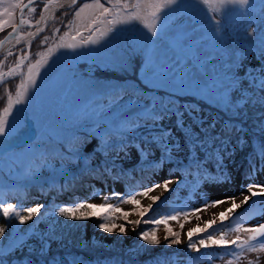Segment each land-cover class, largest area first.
<instances>
[{"label": "trees", "instance_id": "trees-1", "mask_svg": "<svg viewBox=\"0 0 264 264\" xmlns=\"http://www.w3.org/2000/svg\"><path fill=\"white\" fill-rule=\"evenodd\" d=\"M212 12L217 18H222L221 30L229 39L240 45L247 55L257 62L255 68L241 76L230 75V64L222 66L220 63L217 67L220 73L218 78L232 79V86L244 92L238 106L231 109L220 107L198 92H178L170 86H145L143 75L146 63L140 58L134 57L130 61V70L126 69L125 72L98 61L81 64L79 68H87L85 74L92 71L93 77L89 78L90 90L83 98L85 100L80 110L67 117V120L59 117V124L69 129V137L45 145L43 141L30 139L24 145L42 146V150L25 163L16 160L12 155H2L0 159V201L22 208L45 205L41 213L25 225H19L15 218L6 220L0 213V226L6 228L5 237L0 239V248L4 250V254L0 256L3 264H70L72 258L83 257L94 264H107L112 260L118 264H203L207 258H214L216 253L225 249L213 246L195 252L188 249L187 239L180 248L165 247V241L162 248L151 250L158 246H149L139 240V233L155 228L159 239V231L165 229V226L144 223L141 217L134 219L141 220V223L136 227L135 236L128 246H123V240L109 245L87 239L85 235L88 225L91 224L95 230H101L97 227L99 223L114 221L120 224L119 219L112 217L111 221H105L92 217L73 221L67 218V214L59 215L63 206H75L81 202L108 203L121 208V201L113 195V191L127 196L152 184L162 183L165 179L178 180V183L167 195L152 204L144 219L173 215L179 212V205L185 193L206 190L212 184H232L234 176L236 179L249 180L247 174L251 171L250 161H254L257 166L264 163L260 156L261 149L264 148V126L261 123L264 121V102L261 101L264 92L252 87L253 76H264V54L259 48L238 39L236 31L240 27L239 22L227 20L224 11L213 9ZM66 13L74 11L70 9ZM250 23L252 26H258L256 20H251L248 24ZM175 24L176 21L166 22L168 27ZM262 24L264 26V21ZM165 42L167 43L163 40L158 46L164 45ZM57 63L52 61V66L55 67ZM196 63L193 60V64L201 70L200 65ZM62 64L66 68L76 67V63L68 59ZM186 70L185 75L188 74V69ZM20 80L17 77L0 85V112L7 107L9 95L15 97ZM127 101L134 103L127 104ZM68 103L69 101L64 105L67 106ZM165 105L168 108H181V111L184 106H189L192 115L184 112L183 120L186 126L191 125L196 132L200 131L198 122H202L203 127L215 122L216 129L213 134L221 129L227 131L231 128L227 147L215 159L208 155L211 149L200 153L204 160L199 166L190 163L188 150L183 148V132L177 130L176 118L173 116L170 120L166 118L162 124L175 133L181 142L182 150L174 153V160L165 159L161 162L158 159V150L156 151L155 146L150 143L151 134L158 133L160 129L152 127L154 122L145 110L160 114L166 111ZM139 107H145L144 111L118 116L122 111ZM236 126L244 131L236 132ZM241 137L243 143H238ZM125 144L127 148L121 151L120 146ZM24 145L18 147L22 148ZM137 145H147L146 151L150 153L147 159L145 152L138 150ZM213 147L222 146L217 141ZM19 148L9 153H15ZM221 158L222 168L217 165V160ZM106 168L111 171H105ZM256 174L264 172L258 171ZM224 176L229 179L225 180ZM100 196H104L103 200L100 203L94 202V199ZM201 235L206 234L200 233L194 239L200 238ZM20 237H23L22 241ZM45 242L46 251L41 255L40 249L45 246ZM59 244L62 247L77 245L69 246L70 249L64 251L57 247ZM28 246L35 248L36 252H24L23 249Z\"/></svg>", "mask_w": 264, "mask_h": 264}, {"label": "snow or ice", "instance_id": "snow-or-ice-1", "mask_svg": "<svg viewBox=\"0 0 264 264\" xmlns=\"http://www.w3.org/2000/svg\"><path fill=\"white\" fill-rule=\"evenodd\" d=\"M60 0H45L44 7L39 12V19L33 20L29 19L35 18L38 14L37 6L39 0H0V32H4L7 28H11V31L7 33V39L11 43L13 40L15 44L19 46L23 42L24 35L33 37L39 35L41 32L45 31V27H41V21H45L44 12H50L51 6L53 4L59 3ZM67 2L76 6L78 0H67ZM217 3L220 5H239L238 9H234L231 14H238L242 17H247L250 11L254 10V5L257 0H91L90 3H84L81 6L75 8L74 16L79 19V24L74 26L72 22L65 25V27L71 29V32L65 31L60 33V29L57 28L53 33V36L57 37V45L59 48L67 47L75 49L77 47H86L88 45H95L99 43L101 39L105 36L104 26H111L109 31H114L121 24H128L131 21L142 20L145 21V26L149 29V35H144L141 37V45L139 50L147 55V60L149 63L155 66L156 61L153 52L156 46L163 42L167 31L165 28L157 29L156 25L160 22L161 14H165V18H169L174 14L186 15L195 18V14L205 16L207 23L202 27L212 28L213 36L220 38L221 33V20L222 18H217L215 14H208L203 9L198 7V4H211ZM261 5V18L264 21V0H259ZM175 5L176 7L172 9L171 12H165L170 6ZM19 10V19H16V11ZM151 17V22L145 19L144 13ZM255 21H253L254 23ZM35 27V33L24 32L25 28ZM248 35L253 38V40L258 44L259 49L262 54H264V30H262L259 36L256 35L255 29L252 28L251 23L248 24ZM87 33V36H85ZM99 33V35H97ZM70 36V42L64 43V38ZM50 37L45 36L41 41V46H47ZM4 41L0 40V45ZM198 41H191L186 49H183L185 55L189 58H196L195 46L198 45ZM52 48L47 47L46 53H39L38 58L33 59L28 48L17 47L16 51L9 49L3 58H0V83L5 81V78H16L21 77L19 85L17 86L15 92V101L11 94L9 95L7 107L0 112V146H3L11 136H15L22 132L24 128L23 121H17L15 113L18 111L17 106L25 105L27 103V96L30 89L37 86V81L41 79V70L47 65L48 61L51 59ZM9 57H14V61L11 65L5 63ZM201 70H203V64L200 65ZM6 69V70H5ZM163 71V70H161ZM181 72L179 76L176 77L179 83L182 78H184L185 73ZM173 73L171 70L164 71L163 75L158 80L149 81L152 87L159 88L164 82H166ZM221 84L218 77L213 76L210 83L206 85V88L216 87ZM252 87L264 92V76L252 77ZM261 101L264 102V96L261 97ZM247 102V98H245ZM127 104H133V101H127ZM166 111L157 114L149 110H145L147 115L153 120L152 127L159 128L158 133L153 132L151 134L150 143L155 146V150L159 152L158 159L163 162L165 159L168 161L174 160V153H178L182 150L181 142L175 136V133L171 129H166L162 122L167 118L170 120L173 116L176 118V128L177 130L183 132V148L188 150V156L190 158V163H194L199 166L204 157L201 158L200 153H205L206 150L211 149L208 155L215 159L220 153L227 147L229 140L228 134L231 133L232 129L228 128L221 129L218 132H213L216 129V124L213 122L207 127L202 126V122H198L197 126L200 127V131L196 132L193 130L191 125H185L183 120L184 112H187L190 116L192 115V110L189 106H184L183 111L181 108L173 107L168 108L167 105L164 106ZM264 126V121L261 122ZM139 125H136L138 127ZM119 131V130H118ZM236 132H243L244 129L236 126ZM147 140V137H145ZM219 142L222 146L221 148H215L213 145ZM238 143H243V137H241ZM138 150L145 152V159L150 154L146 151L147 145L140 147L137 145ZM127 148V145H121L120 150L123 151ZM260 156L264 159V148L261 149ZM2 159V156H0ZM218 167L223 166L222 158L217 160ZM251 171L247 174V179L252 180L258 171L264 172V163L259 166L256 165L254 161H250ZM105 171H111V169L106 168ZM225 180L229 177L224 176ZM173 181L165 179L163 183L152 184L151 186L145 187L142 190L128 194L127 196H122L119 193L113 191V195L116 196L124 204H130L133 206V211H124L120 207L114 206L112 204H93L81 202L75 206H63L59 210L60 216H65L73 221H83L92 217H96L101 220L111 221L112 217L116 219H122L124 223L117 224L112 222H101L97 227L103 230L105 233L112 234L113 232L119 231V234L126 233V226L131 224L138 226L143 220L144 223L165 226L164 240L166 241L165 247H172L180 245L181 232L173 231L169 227V221L179 222L180 217L184 218V222H189L190 216H195L196 220H200L201 217L198 215L201 211L207 209L208 207H216L217 205L231 202V206L225 211L219 213L218 217H214L211 220L203 222V225H197L196 227L188 229L186 235L188 238V249L194 250L195 252H200L201 249H207L213 246L222 247L227 249L226 255L233 257L237 261H246V264H264V223L254 224L251 226L246 225L244 222L236 223L234 226H228L227 232L223 229L220 230L219 234L214 235L210 232L213 226L216 225L217 219L221 224L228 221L237 209L246 206L245 210H257L264 212V183L250 182L242 185V190L238 194H233L231 196H225L223 199H208L205 197L204 202L200 207L191 208L183 212H177L176 214L164 216L156 219H147L144 217L149 213L152 205L148 208L141 207V202L137 199V196H148L150 192L155 191L156 188L162 187L166 192L171 191L169 184ZM178 182V181H177ZM242 197V199H241ZM107 199V197H105ZM152 203L155 204L160 200L159 196L151 197ZM239 201V202H237ZM45 208L43 204H37L35 206L22 208L13 203H5L0 201V213L7 220L9 218H15L19 225H25L27 222L32 221L34 217H37L42 209ZM82 209H87V211H82ZM26 213V214H22ZM104 215H101V214ZM118 214V215H117ZM131 215H136L141 217V220H129ZM181 231L184 230V223L180 224ZM135 231V228H133ZM235 233V238L228 239V233ZM6 228L0 226V239L5 237ZM203 233L206 235H201L200 238L194 239L198 234ZM139 240L146 242L149 246H159L161 241L157 238L156 230L153 228L151 231H142L138 236ZM20 241L23 237L19 238ZM15 243V242H14ZM11 247V245H10ZM46 251L45 246L41 247L40 253L43 255ZM256 253L254 258H249V254ZM4 254V250L0 248V256ZM0 264L3 261L0 260ZM226 264H233V260L229 259Z\"/></svg>", "mask_w": 264, "mask_h": 264}, {"label": "rangeland", "instance_id": "rangeland-1", "mask_svg": "<svg viewBox=\"0 0 264 264\" xmlns=\"http://www.w3.org/2000/svg\"><path fill=\"white\" fill-rule=\"evenodd\" d=\"M91 0H78L77 5L74 7L68 5L63 7L64 9L58 10L54 17L44 26L45 31L41 32L39 35H35L30 38L27 42H22L19 46H14L13 51L19 48H28L32 55L33 59L38 58L39 53H46V48L51 47V59L48 61L47 65L41 70V79L37 81V86L30 89L27 96V103L25 105L17 106L18 111H16L15 116L17 121H23L24 128L22 132L15 136L9 137L8 141L0 146V156L2 155H12L13 158H16L18 161L25 163L30 159L35 153L41 152L42 146L36 147L31 145H24L30 139H35L43 141L44 145L47 143L51 144L55 141H60L61 139H66L70 135L68 128H65L59 124V117H64L67 120V117H70L73 113H77L82 105L84 104L83 99L89 93V78L93 77L92 71L87 72V68H79L83 63H89L91 61H98L103 64H107L113 69L120 70L125 72L126 69L130 70L131 64L130 61L134 57L136 59H143L142 62L146 63V71L143 75V85L152 87L149 81L158 80L164 71L171 70L173 75L162 84V86H170L172 89L184 93L189 92H198L201 95L205 96L210 101L217 103L220 107L233 108L237 107L240 101L243 99L244 92L235 89L232 86V79L225 77L220 79L221 84L212 87L206 88V85L210 83L211 78L216 76L219 73L217 69L218 65L221 63L222 66L230 64L232 67L229 68L230 75L241 76L248 70H251L256 67V61L241 48L240 45L234 44L232 39L225 32L221 30L220 38L213 36L212 28L202 27L207 23L205 16L200 15L199 13L195 14V18L179 14H174L169 18H165V14H161L160 22L157 23V29L165 28L167 35L165 36L164 45L156 46L153 55L155 57L156 64L155 66L148 62L147 55L139 50L141 45V37L144 35H149V29L145 26V21L135 20L131 21L128 24L119 25L116 30L109 31L111 26H104L105 36L95 45H88L86 47H77L72 48H59L57 50V37L53 36V33L57 28L60 29V33L65 31L71 32L72 30L65 27V25L72 22L74 26L79 24V19L74 16V13H66V11L81 6L84 3H90ZM103 2V0H102ZM44 7V3H39L37 6L38 14L35 18L29 17L33 20L39 19V12ZM176 6H170L165 12H171ZM198 7L203 9L206 13L212 14L213 9H218L226 13V18L232 22H239V29L236 31V36L239 40L249 44L251 46L259 48L258 44L253 40L252 37L248 35V27L246 25L251 20H256L258 26H252L256 31V35L259 36L260 32L264 30L263 21L261 18V5L259 0L254 5V10L250 11L247 17L239 16L238 14H229L232 13L234 9H238L239 5H220L217 3H211L208 5L198 4ZM18 10L16 11V19ZM251 14V15H250ZM145 19L148 22H151V17L147 15V12L144 13ZM167 21H176L177 24L166 26ZM168 24V23H167ZM171 27V28H170ZM11 31V28H7L4 32H0V40ZM24 32L35 33V27L25 28ZM99 35V33H97ZM26 36V34L24 35ZM47 36L51 39L48 41L47 46H41V41ZM87 36V33H85ZM2 37V38H1ZM198 41V45L195 46L196 58H189L185 55L183 49H186L191 41ZM70 42V36L64 38V43ZM8 51V50H7ZM7 51L1 56L7 53ZM47 54V53H46ZM14 57H9L6 64L11 65L14 61ZM70 60L76 63L75 68H66L63 66L66 60ZM201 65L203 64V71L200 68L193 64ZM52 61H57L55 67L52 66ZM137 61V60H136ZM188 69V74L184 76L178 83L176 77L179 76L181 72ZM6 70V69H5ZM132 70V69H131ZM163 70V71H161ZM17 78V77H16ZM19 79H22L19 77ZM13 78H5L6 82H11ZM231 82V83H230ZM136 89H138L135 86ZM15 97H13V102ZM68 105L64 103L68 102ZM145 107L133 108L128 111H122L118 116H124L129 113H134L136 111L143 112ZM24 145L22 148L18 146ZM43 145V146H44ZM19 148L15 153H9L11 150ZM233 171V167H230ZM178 180H173L169 184V188L172 190L174 186L177 185ZM255 183H264V174L256 179L251 180ZM163 183V182H162ZM246 184L245 181L236 179L234 176V182L232 184H212L207 187L206 190L187 192L184 195L182 203L179 205V212L191 208L200 207L204 202L205 197L208 199H223L225 196H231L233 194H238L242 190V185ZM170 191H165L162 187L156 188L155 191L150 192L148 196H137L141 202V207L148 208L149 205H152L153 196L164 197ZM104 196H100L94 199V202L100 203L103 200ZM242 199V197H241ZM239 202V201H237ZM121 208L124 211H133V206L130 204H124L120 202ZM231 206V202L217 205L216 207H208L207 209L198 213L201 217L200 220H196L195 216H190L189 222L185 223L184 218L181 216L179 222L171 221L169 227L173 231L181 232V241L180 245L175 247H183L187 241V231L190 228L196 227L197 225L202 226L204 221L211 220L214 217H218L219 213L225 211L228 207ZM246 206H243L236 210L234 214H230L231 218L228 221H225L224 224H221L217 219L216 225L213 226V229H210V232L213 234H219L220 230L223 229L225 232L228 230V226H234L236 223L244 222L246 225L251 226L254 224L264 223V212L257 210H245ZM139 219V216L131 215L129 220ZM120 224L124 223L122 219ZM184 223V230L181 231L180 224ZM135 225H127L126 233L119 234V231L113 232L112 234L105 233L103 230H95L91 224L88 225V230L86 232L87 239H93L101 241L102 243L111 245L116 243L118 240H123V246H128L135 236L136 233ZM135 228V231H133ZM81 233V232H78ZM167 235L164 228L159 231V239L161 244L156 248H151L156 251L157 249L162 248V243L165 242L164 237ZM235 233L229 232L227 238H235ZM73 240L75 235H73ZM77 244H69V246H76ZM69 246L58 245L57 247L68 251ZM24 252L35 253L36 249L28 246L23 249ZM227 249H223L222 255L214 256L213 260L208 263L203 264H226V261L229 259L233 260V264H246V261H237L233 257L226 255ZM256 253L249 254V258H254ZM264 256V254H260ZM218 257V258H217ZM70 264H94L87 261L86 258L77 259L72 258ZM107 264H118L115 260L108 262ZM202 264V263H201Z\"/></svg>", "mask_w": 264, "mask_h": 264}, {"label": "bare ground", "instance_id": "bare-ground-1", "mask_svg": "<svg viewBox=\"0 0 264 264\" xmlns=\"http://www.w3.org/2000/svg\"><path fill=\"white\" fill-rule=\"evenodd\" d=\"M70 5L67 0H60L59 3L57 4H53L51 6V11L50 12H44V16H45V21H41V27H44L56 14V12L60 9L63 8L65 6ZM30 36L26 35L23 37V42H27L30 40ZM14 46H16L15 41L13 40L11 43L7 40L4 44H3V48H6L7 50H9L10 48H13Z\"/></svg>", "mask_w": 264, "mask_h": 264}, {"label": "water", "instance_id": "water-1", "mask_svg": "<svg viewBox=\"0 0 264 264\" xmlns=\"http://www.w3.org/2000/svg\"><path fill=\"white\" fill-rule=\"evenodd\" d=\"M45 2V0H39V3H44ZM62 9H64V8H60L59 10H62ZM17 17H18V19H19V10H18V13H17ZM18 21V20H17ZM7 35L5 36V37H3V39H1L2 41H4V43L8 40L7 38ZM9 41V40H8ZM3 43V44H4ZM3 44L2 45H0V58H1V56L7 51V49L6 48H3Z\"/></svg>", "mask_w": 264, "mask_h": 264}]
</instances>
